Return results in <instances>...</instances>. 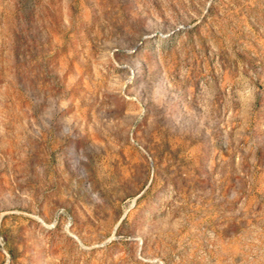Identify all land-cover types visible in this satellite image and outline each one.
Segmentation results:
<instances>
[{"label":"rangeland","instance_id":"obj_1","mask_svg":"<svg viewBox=\"0 0 264 264\" xmlns=\"http://www.w3.org/2000/svg\"><path fill=\"white\" fill-rule=\"evenodd\" d=\"M0 264H264V0H0Z\"/></svg>","mask_w":264,"mask_h":264}]
</instances>
